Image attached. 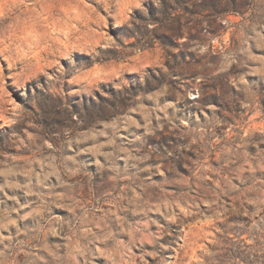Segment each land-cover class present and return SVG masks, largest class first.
Instances as JSON below:
<instances>
[{
    "label": "rangeland",
    "instance_id": "rangeland-1",
    "mask_svg": "<svg viewBox=\"0 0 264 264\" xmlns=\"http://www.w3.org/2000/svg\"><path fill=\"white\" fill-rule=\"evenodd\" d=\"M0 264H264V0H0Z\"/></svg>",
    "mask_w": 264,
    "mask_h": 264
}]
</instances>
